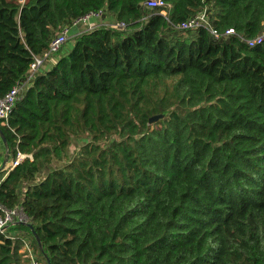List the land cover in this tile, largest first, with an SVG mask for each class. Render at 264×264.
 <instances>
[{"label":"trees","instance_id":"obj_1","mask_svg":"<svg viewBox=\"0 0 264 264\" xmlns=\"http://www.w3.org/2000/svg\"><path fill=\"white\" fill-rule=\"evenodd\" d=\"M145 1L0 0V96L79 16L125 24L73 35L0 122L29 155L0 171L27 217L0 264L24 234L43 264H264V0ZM203 9L234 33L180 26Z\"/></svg>","mask_w":264,"mask_h":264},{"label":"built area","instance_id":"obj_2","mask_svg":"<svg viewBox=\"0 0 264 264\" xmlns=\"http://www.w3.org/2000/svg\"><path fill=\"white\" fill-rule=\"evenodd\" d=\"M20 3H23L25 0H17ZM145 5L149 8L153 7H160V12L166 15V7L168 4L165 0H146ZM83 22L87 25L88 28L101 24L108 27L124 29V22L114 20L108 14L104 15L102 10H92L89 11L78 18H76L71 25L77 22ZM70 25V26H71ZM199 25L207 26L210 33L215 37H219L221 35H229L234 33V29L228 27L224 30V32L220 33L214 27L210 26L208 21V16L205 10L198 11L194 16L188 18L187 20L180 23V26L183 28H194ZM70 26H64L58 34L53 37L48 45V48L43 51L41 55H34L33 60L30 62L29 67L27 69V74L24 79L17 81L13 84L8 91L5 92L4 95L0 96V122L5 123L8 119L9 112L11 111L12 106L14 105L16 99L19 97L22 90L28 86L33 78L35 77L38 70L44 68L48 63L54 60L55 54L58 49L65 44L71 35L69 34ZM264 37V28L263 30L254 36L251 39L247 40L248 45L252 46L254 44H258L263 40ZM2 138L0 136V145H2ZM4 145V144H3ZM26 155L17 151L15 158H10L8 161L7 169L12 168L22 160ZM14 221H27V217L25 216L22 206L20 204H16L13 207H5L3 204L0 203V232L4 233L6 236L14 237L16 234L8 233L6 231L9 224L13 223ZM21 240L23 245L21 247V251L25 256L28 257L30 264H39L36 255L34 254L33 250L30 246V239H28L25 235L21 236Z\"/></svg>","mask_w":264,"mask_h":264},{"label":"crops","instance_id":"obj_3","mask_svg":"<svg viewBox=\"0 0 264 264\" xmlns=\"http://www.w3.org/2000/svg\"><path fill=\"white\" fill-rule=\"evenodd\" d=\"M87 25L81 21L73 24L70 26V30H69V34L71 35V37L85 29H87ZM67 43V44H66ZM63 46V48L65 49L66 47L68 48L70 46V44L72 43V40L71 38H69V40L66 42ZM5 147L4 145H0V171H4L5 170V173H6V170H7V166L8 165V161L10 160V157H8L7 160H5ZM4 173V174H5ZM4 174H2L1 176L3 177Z\"/></svg>","mask_w":264,"mask_h":264},{"label":"water","instance_id":"obj_4","mask_svg":"<svg viewBox=\"0 0 264 264\" xmlns=\"http://www.w3.org/2000/svg\"><path fill=\"white\" fill-rule=\"evenodd\" d=\"M161 117V114H156V115H153V116H151V117H149V121L150 122H152V121H155V120H157V119H159ZM0 136H1V138H2V142H3V144H4V147H5V160H7L8 159V155H9V149H8V146H7V144H6V141H5V139H4V137H3V135H2V133L0 132ZM30 227H31V225H29ZM32 228V227H31ZM33 235H34V237H35V240H36V242H37V245H38V247H41L40 246V240L38 239V237L36 236V234L33 232ZM46 260H47V264H49V261H48V259L46 258Z\"/></svg>","mask_w":264,"mask_h":264},{"label":"rangeland","instance_id":"obj_5","mask_svg":"<svg viewBox=\"0 0 264 264\" xmlns=\"http://www.w3.org/2000/svg\"><path fill=\"white\" fill-rule=\"evenodd\" d=\"M66 44H67V43H66ZM63 45H64V44H63ZM73 147H74V146L72 145V146H71V149H74ZM7 232H8V231H7ZM8 233H10V232H8ZM24 235H25V234H24ZM25 236H26L28 239H30V241H31V243H30L31 249L33 250L34 254L36 255L39 264H43V261H42V255H41V254L39 253V251L37 250V248H36V246H35V244H34L32 238H31L30 236H28V235H25ZM24 256H25V255H24ZM24 256H23V257H24ZM25 259H26V260H25ZM24 260H25V264H30L27 256L24 257Z\"/></svg>","mask_w":264,"mask_h":264}]
</instances>
